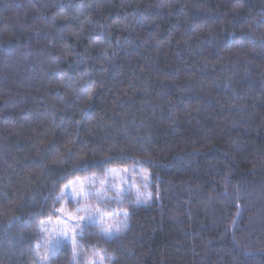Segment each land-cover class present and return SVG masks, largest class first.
Masks as SVG:
<instances>
[{"label":"trees","instance_id":"1","mask_svg":"<svg viewBox=\"0 0 264 264\" xmlns=\"http://www.w3.org/2000/svg\"><path fill=\"white\" fill-rule=\"evenodd\" d=\"M118 171L128 228L81 255L264 264V0H0V264H37L64 186Z\"/></svg>","mask_w":264,"mask_h":264},{"label":"snow or ice","instance_id":"2","mask_svg":"<svg viewBox=\"0 0 264 264\" xmlns=\"http://www.w3.org/2000/svg\"><path fill=\"white\" fill-rule=\"evenodd\" d=\"M125 171L128 170L125 169ZM76 183L80 184L79 193H75V189L69 187V185H65L62 191L66 192L70 200L73 199L74 194L79 196L78 200H74L77 204L76 211L78 215L74 216L72 213L66 212L64 208H60L56 211L62 213L63 216L56 217V226L52 225L51 216L48 217L47 221L40 222V232H51L55 238L49 241L46 236L40 237L43 243L36 245L37 264H51L52 259L55 258L57 252L65 243L72 248L73 264H76L77 261L80 264H104L105 259L111 264L115 260V257L107 253L106 250L100 249H94L91 256L81 255V246L77 243V240L83 238L84 229L88 227H98L100 235L108 240L119 237L128 228V212L116 213L113 211L109 214L106 211H101L99 208L93 210L88 204L89 198L96 199L98 203H105L108 200L106 192L115 191V189L108 188L105 190V193H101L91 188L86 189L82 181ZM102 196L104 197L103 199H101ZM148 198L150 199V196ZM60 199L61 197H57V200ZM122 202V200L117 199V203ZM142 203L146 204L147 200L141 201L140 194L138 193L134 204L138 207ZM106 216L107 220L104 219ZM119 217H122V219ZM81 222H84L83 227L81 226ZM41 248L45 249L44 254L40 252Z\"/></svg>","mask_w":264,"mask_h":264},{"label":"rangeland","instance_id":"3","mask_svg":"<svg viewBox=\"0 0 264 264\" xmlns=\"http://www.w3.org/2000/svg\"><path fill=\"white\" fill-rule=\"evenodd\" d=\"M129 176L130 175L126 176L125 174H123L122 171H118L114 175H106V176L98 175V174H90L89 176L86 175V177H84L83 179H80V181L83 182V186L86 189L91 188L92 190L100 191L101 193H105V190L108 188H114L115 190L119 191L121 186L123 184H126V182H127L126 179L128 180ZM67 185H69V187L74 188L75 193H79V191H80V184L79 183H76L75 181H71ZM63 190H64V188H63ZM62 196H64L65 199H68L69 201H74V200L79 199V196L74 194L73 199L70 200L69 196L66 194L65 191H62ZM106 196L108 197V200L105 203H98V201L96 199L95 200L97 202H95V201L92 202L89 198V201H88L89 206L93 210H95L96 208H99L101 211H106L109 214H111L113 211L116 213H120V212L124 211L123 208L122 209L109 208L108 203L112 204V207H113L114 199L109 198V195L107 192H106ZM103 198L104 197L102 196L101 199H103ZM63 200H64V198H63ZM119 205H120V203L117 206L119 207ZM76 206H77V204H76ZM110 207H111V205H110ZM76 209H77V207H76ZM76 209H75V213H77ZM106 209H109L111 211H107ZM77 215H78V213H77ZM119 218L122 219V217H119ZM104 219L107 220V216ZM83 223L84 222H81V226H83ZM52 225L56 226V222H54Z\"/></svg>","mask_w":264,"mask_h":264},{"label":"water","instance_id":"4","mask_svg":"<svg viewBox=\"0 0 264 264\" xmlns=\"http://www.w3.org/2000/svg\"><path fill=\"white\" fill-rule=\"evenodd\" d=\"M237 221V220H236Z\"/></svg>","mask_w":264,"mask_h":264}]
</instances>
